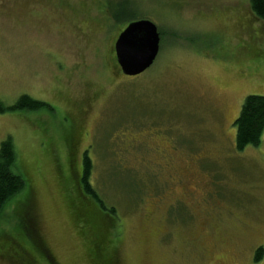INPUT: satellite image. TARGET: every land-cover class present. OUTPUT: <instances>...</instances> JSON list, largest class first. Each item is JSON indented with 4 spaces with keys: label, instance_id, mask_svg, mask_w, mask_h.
<instances>
[{
    "label": "rangeland",
    "instance_id": "obj_1",
    "mask_svg": "<svg viewBox=\"0 0 264 264\" xmlns=\"http://www.w3.org/2000/svg\"><path fill=\"white\" fill-rule=\"evenodd\" d=\"M126 2L162 32L138 77L118 71L114 51L124 26L111 12ZM22 95L54 112L0 114V144L13 139L31 187L1 214L0 264H50L39 241L54 264H95L87 225L70 209L86 151L91 184L117 213L110 264H264L254 261L264 247V133L258 147L235 145L245 98L264 96V23L250 0H0V102ZM170 156L209 185L215 222L192 203L172 207ZM29 195L38 234L15 215Z\"/></svg>",
    "mask_w": 264,
    "mask_h": 264
},
{
    "label": "trees",
    "instance_id": "obj_2",
    "mask_svg": "<svg viewBox=\"0 0 264 264\" xmlns=\"http://www.w3.org/2000/svg\"><path fill=\"white\" fill-rule=\"evenodd\" d=\"M250 8L252 15L264 23V0H250ZM111 14L116 26L119 27H125L129 23L140 19H148L137 16L135 9L128 6L127 2L115 6ZM159 33L162 38L160 30ZM39 110L54 112V109L49 104L36 101L28 95H22L12 106H6L0 102V114L7 112H36ZM234 125L236 127L235 145L239 152L244 151L248 147H258L261 144L264 133V96L251 95L246 97ZM17 161L14 141L11 137H8L0 144V217L7 204L20 195L26 187H30L23 175L20 174ZM92 171L93 162L86 151L83 156L81 176L78 172H75L76 178H74V181L79 178L77 179L78 187L75 185L76 193L70 203V209L76 218L77 224L84 223L87 225V230L83 231L81 236L84 235L90 240L93 246L91 255L95 264H110L111 258L105 260L107 258L104 259L106 257L104 252L105 246H108L107 244L109 243L107 239L109 238L108 231L117 228L115 224L117 213L113 207L105 205L93 188L90 181ZM29 198L30 195L17 201L15 215L18 226L21 229L27 222L24 216V208L30 200ZM72 208H75V212H73ZM18 235L16 234V237ZM9 237L12 238V235ZM0 238L2 240L6 239V242L9 241V238L5 235H1ZM263 258L264 248L259 247L255 252L254 261L259 263Z\"/></svg>",
    "mask_w": 264,
    "mask_h": 264
},
{
    "label": "water",
    "instance_id": "obj_3",
    "mask_svg": "<svg viewBox=\"0 0 264 264\" xmlns=\"http://www.w3.org/2000/svg\"><path fill=\"white\" fill-rule=\"evenodd\" d=\"M117 66L127 77H137L149 70L160 51L157 25L148 19L129 23L114 45Z\"/></svg>",
    "mask_w": 264,
    "mask_h": 264
},
{
    "label": "flooded vegetation",
    "instance_id": "obj_4",
    "mask_svg": "<svg viewBox=\"0 0 264 264\" xmlns=\"http://www.w3.org/2000/svg\"><path fill=\"white\" fill-rule=\"evenodd\" d=\"M75 131H76L77 135L79 136L80 135L81 128H80V122H78V119H77V125L75 127ZM177 160L178 159L173 158V157L170 156L168 158L167 162H166V168H168V169H173L175 166H178V168H179V174L175 178L174 183L171 184V185H177L179 187V189L170 188L168 190V196H170V197L171 196H174L175 197V201L173 203L174 205H172V207L175 208V206H179L181 209H184V207L186 208L185 205L186 204L188 205V202L190 204L192 203L193 205H195V206H197V207L200 208V210H199L200 217H201V215H203L208 223L215 222L216 221V217L218 215L216 208H219V206L217 204H214L211 201V197H209V195L211 194V191L209 189V185L206 183L207 184V189H205V186L203 188L200 185L202 183V178L201 177L191 176L192 178L189 179L186 176L185 169L183 168V165L186 166V164H184L183 160H181L182 162L177 161ZM80 174H81V171H80L79 175ZM77 179H79V178H77ZM193 179H196V180L193 181V184H192V182H190V180L192 181ZM196 181H199V182H197V184H196ZM203 182L205 183V181H203ZM191 186H193V189L194 188H199V186H201L200 190L199 191H196L197 198H195L194 195H193V193H195V189L194 190H191V189L188 188V187H191ZM177 190H178V192H177ZM27 205H28V203H27ZM27 205L24 208V216H25V219L27 221L26 223L30 226V228L32 230L33 227H34V229L36 228L35 227V222H38V219H37L36 216H33L30 219L28 212H26ZM204 207H207V209H205L206 212H204V213L201 214V210ZM212 207H213V209H211ZM170 211L171 210L168 209V212H170ZM165 215H166V217H169V216L172 217V214L166 213ZM188 217L191 218L189 215H186L185 216V218H188ZM32 225H33V227H32ZM33 231L35 233L37 232L36 234H38L37 229H35ZM206 231H209V230L206 229ZM39 247L41 248L42 251H44L43 253L46 254V256H47V258L49 260V263L50 264H54V261L51 259V255H50L48 249L46 250L45 245L43 243H41L40 241H39ZM25 251H26L25 252V255L27 257H31L34 260L33 253L29 252L28 250H25ZM28 261L31 262L32 260L30 259ZM33 263L34 264H37L35 261H33Z\"/></svg>",
    "mask_w": 264,
    "mask_h": 264
}]
</instances>
